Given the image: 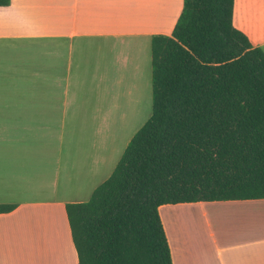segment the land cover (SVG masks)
<instances>
[{
  "label": "crops",
  "instance_id": "crops-1",
  "mask_svg": "<svg viewBox=\"0 0 264 264\" xmlns=\"http://www.w3.org/2000/svg\"><path fill=\"white\" fill-rule=\"evenodd\" d=\"M183 0H10L0 6V264H78L65 205L89 199L151 114V38ZM264 51V0H233ZM251 210L247 231L204 238L183 214ZM256 212V213H254ZM173 264H264V198L159 207ZM235 238V239H234ZM233 239V240H231Z\"/></svg>",
  "mask_w": 264,
  "mask_h": 264
},
{
  "label": "trees",
  "instance_id": "trees-1",
  "mask_svg": "<svg viewBox=\"0 0 264 264\" xmlns=\"http://www.w3.org/2000/svg\"><path fill=\"white\" fill-rule=\"evenodd\" d=\"M232 13L183 0L152 36L150 116L89 199L65 205L78 264H173L160 206L264 198V51Z\"/></svg>",
  "mask_w": 264,
  "mask_h": 264
},
{
  "label": "rangeland",
  "instance_id": "rangeland-1",
  "mask_svg": "<svg viewBox=\"0 0 264 264\" xmlns=\"http://www.w3.org/2000/svg\"><path fill=\"white\" fill-rule=\"evenodd\" d=\"M219 203L221 202L206 203L211 205L205 208V215L201 210L183 214L186 224L190 225L185 226L186 233L193 232L207 238L210 233L216 235L219 232L225 234L228 239L231 238V234L233 233L247 231L249 227L247 225V218L249 222L256 223L260 221L256 217L251 218V215L248 214L251 213V210L246 208H241V210L226 208L228 206L222 207Z\"/></svg>",
  "mask_w": 264,
  "mask_h": 264
}]
</instances>
